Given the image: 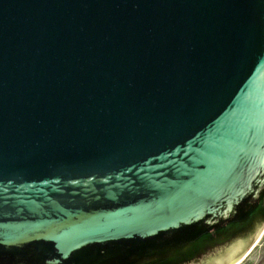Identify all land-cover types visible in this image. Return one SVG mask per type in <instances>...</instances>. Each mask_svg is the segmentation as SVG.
I'll return each mask as SVG.
<instances>
[{"label": "water", "instance_id": "1", "mask_svg": "<svg viewBox=\"0 0 264 264\" xmlns=\"http://www.w3.org/2000/svg\"><path fill=\"white\" fill-rule=\"evenodd\" d=\"M263 189L264 0H0V264H239Z\"/></svg>", "mask_w": 264, "mask_h": 264}, {"label": "rangeland", "instance_id": "2", "mask_svg": "<svg viewBox=\"0 0 264 264\" xmlns=\"http://www.w3.org/2000/svg\"><path fill=\"white\" fill-rule=\"evenodd\" d=\"M239 264H264V228L255 248Z\"/></svg>", "mask_w": 264, "mask_h": 264}, {"label": "bare ground", "instance_id": "3", "mask_svg": "<svg viewBox=\"0 0 264 264\" xmlns=\"http://www.w3.org/2000/svg\"><path fill=\"white\" fill-rule=\"evenodd\" d=\"M260 237H261V236H260ZM260 237H259V239H260ZM259 239H258L257 242L255 243L253 249L255 248L256 244L259 242ZM253 249H252V250H253ZM252 250H251V251H252ZM251 251H250V252H251ZM249 254H250V253H249ZM249 254H248V255H249Z\"/></svg>", "mask_w": 264, "mask_h": 264}, {"label": "trees", "instance_id": "4", "mask_svg": "<svg viewBox=\"0 0 264 264\" xmlns=\"http://www.w3.org/2000/svg\"><path fill=\"white\" fill-rule=\"evenodd\" d=\"M261 192L263 193V192H264V189H263V190H261ZM261 192H260V193H261ZM209 227H210V226H209Z\"/></svg>", "mask_w": 264, "mask_h": 264}]
</instances>
